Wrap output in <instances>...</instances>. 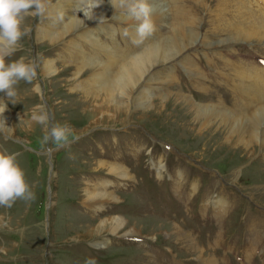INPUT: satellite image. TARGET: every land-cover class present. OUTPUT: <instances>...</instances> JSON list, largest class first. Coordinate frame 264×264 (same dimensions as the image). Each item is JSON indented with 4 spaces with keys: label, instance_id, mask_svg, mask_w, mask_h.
Returning a JSON list of instances; mask_svg holds the SVG:
<instances>
[{
    "label": "rangeland",
    "instance_id": "1",
    "mask_svg": "<svg viewBox=\"0 0 264 264\" xmlns=\"http://www.w3.org/2000/svg\"><path fill=\"white\" fill-rule=\"evenodd\" d=\"M171 1L163 0L164 13L172 23L162 24L161 33H171L175 21H180L199 37L172 61L155 67L154 76L164 75L166 80L161 87L235 115L246 106L250 114L257 107L247 97V90L252 94L264 85V37L254 35L264 23V0ZM38 17L45 20L43 15ZM38 21L37 17L25 18L24 24L32 32L7 57V62L35 60L37 78L32 83L20 81L15 103L8 101L16 116L12 135L0 130V152L19 154L18 164L36 199L17 200L12 208L0 207L5 222L0 228V264H84L88 258H95L97 264H264V229L253 224V219L262 222L258 217H264L261 148L251 158L242 151L227 156L206 151L201 142L179 135L186 132L187 124L172 108L154 112L149 119H140L134 112L127 118L133 123L128 126L104 121L105 126L92 128L96 115L90 105L70 92L73 87L66 81L56 83L53 75L43 77L40 72L46 57L55 58L61 68L62 61H71L60 45L39 46ZM99 24L102 42L115 41L125 55L147 45L144 40L134 43L136 32L130 30L131 25L114 18L86 26L73 40L80 42L81 33H90ZM88 49L85 45L89 57L100 63L109 61L107 53ZM187 57L200 75L183 66ZM36 105L47 106L52 123L71 127L66 146L41 144L44 127L30 119ZM127 119L122 116L123 121ZM115 154L131 174L128 181L118 182L108 171L96 169L98 161H113L119 157ZM101 182L109 183L108 191L121 200L107 202L96 212L84 202V192ZM114 216L128 221L120 234L136 231L142 235L96 236L100 221ZM172 232L188 237L193 248L179 242ZM101 241H107L106 245L100 246Z\"/></svg>",
    "mask_w": 264,
    "mask_h": 264
},
{
    "label": "bare ground",
    "instance_id": "2",
    "mask_svg": "<svg viewBox=\"0 0 264 264\" xmlns=\"http://www.w3.org/2000/svg\"><path fill=\"white\" fill-rule=\"evenodd\" d=\"M88 2L89 0H46L48 7L45 14H43L45 20H43L42 17H37L39 21L38 25H36L35 34L39 46L43 45V47L47 48L55 45L58 47L60 45L64 51L69 52V61L71 62L62 61L63 65H61V68L55 58L46 57L42 60L43 63L41 62L40 72L43 77L53 75L52 78L56 80V83L66 81L70 87H73L70 92L73 91L78 97L81 96V102L83 104L90 105L91 112L96 115L92 121V128L105 126L104 121L113 123L123 122V125L128 126L133 123L127 118L134 112H138L139 115H141L138 117L140 119H149L153 118L154 112L172 108L175 112L180 114L179 117L185 120L187 124L188 129L186 132L180 133L179 135H187V137L189 135L192 140L194 138L196 141L201 142L206 151H214L216 154L219 153V155L224 154L226 156L232 155L237 151H242L248 156L247 158H251L258 147H260L264 159V129L262 128V126H264V85L257 86L252 94L247 90V97L251 103L255 105V108H257L248 114L250 108L242 106L240 114L238 115L226 109L222 110L216 106L214 107V105L208 106L196 103L191 100V98H188V96H182L181 93L177 94L170 90H164L160 85L166 83V80L163 79L164 75H157L155 77L153 70L157 66L161 67L163 64L172 61L183 49L189 45H193L192 43H194L199 36L196 35L195 37L190 29L185 24L180 23V21H175L176 24L172 26L173 28L170 30L171 33L162 34L161 28L164 26L162 24L169 25L172 23L168 22V14L164 13V2L163 0H148L154 8L152 20L156 27L154 32L157 33V37L156 34L153 33L150 37L146 38L143 43L146 42L147 45L141 51L130 50V52L125 55L118 49L119 45L116 44L115 41L110 39L113 41L112 44L103 43L98 32L99 30L101 31L102 23L99 24L98 27L96 26V29L90 30L92 31L90 33H81V35L78 36L81 41L77 42L73 40V35H77L79 31L96 21L104 20L105 22L106 19L109 20L110 18L129 23L131 25H129L130 30H136L137 21L127 16L126 9L119 6V0H101L99 6L93 9L92 19L86 18L83 12H79V8H86ZM171 2H173V0ZM177 2L175 6H177ZM177 7L179 8V6ZM27 18L28 20H31V18L32 20L34 19L33 17ZM23 26H28V24H24ZM244 28H246V26H244ZM238 29L240 28L238 27ZM104 34L107 35V32L104 31ZM252 35L253 34L249 36ZM254 35L257 39L264 37V23H261L259 30ZM155 38L157 39L154 42L153 40ZM207 41L209 42V40ZM85 45L91 48L88 50L92 53H96L97 51H103L104 54L107 53L106 55L110 58L109 61L100 63L97 61L98 59L89 57L90 53L86 52ZM77 51L80 55H78L79 53L76 55ZM183 63V66H186L188 69L184 68L189 70V72L195 75L201 74L199 71L193 70L194 65L188 57L183 60ZM174 80L176 79H173V81ZM39 87L40 86L37 88ZM226 104L228 103L224 102L225 106ZM87 108L89 109V107ZM65 110H67V108H65ZM123 115L128 121L122 120ZM15 117L8 107L5 112L0 114V121H2L6 127L0 128V130L9 136L14 132L12 121ZM115 156H119V154H115ZM120 159L121 156L113 161H98L97 165H95L97 167L96 169L108 171L113 177L119 178L118 182L130 179L131 174L126 166L122 164L123 162H119ZM160 168L162 169L163 167L161 166ZM108 185L109 183L107 182H101V185L98 187L93 186L92 188L87 187L85 189L84 202L90 209L100 212L104 209L105 203L120 202L121 199L115 192L108 191ZM258 219L262 220V222L259 220L254 221L255 219H253V224L258 228L264 229V217H258ZM127 224L128 221L124 216H114L101 220L99 226L100 230L96 236L105 234L121 237L142 235L140 232L136 233V231L120 234ZM4 225L5 222L2 217H0V228L3 229ZM104 231L110 233H104ZM172 234L177 236L179 242L191 246L188 242V237L186 238L177 232H172ZM106 243L107 241L98 242L100 246L106 245Z\"/></svg>",
    "mask_w": 264,
    "mask_h": 264
},
{
    "label": "clouds",
    "instance_id": "3",
    "mask_svg": "<svg viewBox=\"0 0 264 264\" xmlns=\"http://www.w3.org/2000/svg\"><path fill=\"white\" fill-rule=\"evenodd\" d=\"M100 2L101 0H89L86 8H79V12L92 19L93 9ZM113 6L115 7L114 4ZM119 6L126 9L130 19L137 21L134 43H140L154 33V8L148 0H119ZM47 7L46 0H0V93L4 94L0 97V114L7 109L8 101L15 103L16 86L20 81L32 83L37 78L38 64L35 60L25 62L20 58L7 62V57L18 51L22 39L30 36L32 32L31 26H23L25 18L42 16ZM123 34L128 35L127 31ZM30 119L44 127L42 145L51 143L64 147L70 142L71 127L52 123L53 116L46 105H36ZM0 128H6L2 121ZM18 155L0 152V207L12 208L17 200L32 202L36 199L35 192L27 183L25 173L18 164ZM84 264H97V261L95 258H88Z\"/></svg>",
    "mask_w": 264,
    "mask_h": 264
},
{
    "label": "snow or ice",
    "instance_id": "4",
    "mask_svg": "<svg viewBox=\"0 0 264 264\" xmlns=\"http://www.w3.org/2000/svg\"><path fill=\"white\" fill-rule=\"evenodd\" d=\"M261 63H264V61H261Z\"/></svg>",
    "mask_w": 264,
    "mask_h": 264
}]
</instances>
